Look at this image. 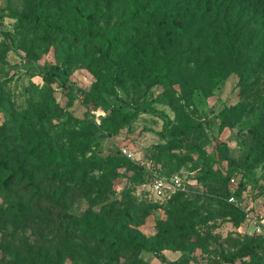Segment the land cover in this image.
<instances>
[{
    "label": "rangeland",
    "instance_id": "rangeland-1",
    "mask_svg": "<svg viewBox=\"0 0 264 264\" xmlns=\"http://www.w3.org/2000/svg\"><path fill=\"white\" fill-rule=\"evenodd\" d=\"M73 1L0 0V141L2 128L17 136L26 109L41 117L36 124L30 113L33 124L18 149L30 153L24 166L22 159L12 165L15 184L0 191V205L8 207L0 213V264H257L237 256L264 238V74L249 68L256 54L240 55V72L231 71L227 58L216 86H185V74L206 76L202 59L210 56L213 31L202 30L204 38L185 53L191 38L185 36V20L191 22L194 5L185 11V0H138L150 5L143 17L124 26L122 76L115 81L100 44L81 37L82 23L70 11ZM39 8L57 21L56 31L19 18ZM86 8L94 11L95 26L109 29L131 12L129 0H86ZM257 10L264 13V7ZM162 63L167 81L150 84ZM56 68L75 93L97 86L118 110L83 104L49 74ZM132 105L142 109L131 113ZM34 145L40 148L32 151ZM158 147L169 152L152 156ZM111 157L140 164L144 174L110 167L111 162L93 170L91 163ZM77 162H87L86 170L74 169ZM208 166L222 178H214ZM155 179L163 181L164 195L156 193ZM36 185L72 213L145 242L166 261L151 250L107 251L87 240L82 227L61 222L62 213L50 211L46 201L32 206ZM219 199L238 206L243 217L222 216ZM42 215L58 225L57 232L36 234Z\"/></svg>",
    "mask_w": 264,
    "mask_h": 264
},
{
    "label": "trees",
    "instance_id": "trees-1",
    "mask_svg": "<svg viewBox=\"0 0 264 264\" xmlns=\"http://www.w3.org/2000/svg\"><path fill=\"white\" fill-rule=\"evenodd\" d=\"M152 3V1H151ZM194 5L193 12L189 17L191 22L185 20V36L190 35L187 41V47L185 48V53L189 51L193 42L199 38H204L205 34L200 35L201 31L209 32L213 31L215 36V41H211L210 56L206 55L205 59V71H207L206 76L203 79L192 78L189 79L185 74V86L190 85L193 88H200L202 84H210L211 86H216L224 78L223 66L226 65V59H230L231 71L240 72L242 69L237 64V60L244 52H252L256 54L253 56L250 67H254L255 71L262 69L264 74V13H260L257 10L258 7H264V0H185V11L190 5ZM201 4V8L199 6ZM150 3L147 1L139 2L138 0H129L130 13L122 19L123 21L119 26L109 29L108 26L99 28L94 24V11L88 10L86 8V0H74L71 4V12L76 19V21L82 23L81 37L90 42H95L100 44L101 58L108 64L110 75L115 80L118 81L122 76L121 62H120V49L122 47V39L124 35V26L127 24H132L135 19H139L146 14V8ZM19 18L25 22L35 21L36 23H42L45 29L49 31H56L57 21H50L45 15H43L41 8L32 11L27 9L25 13H21ZM200 19L203 24H200L198 20ZM203 19H207L205 23ZM209 18V19H208ZM195 23V24H194ZM123 26V27H122ZM195 26V27H194ZM173 29H176L172 25ZM194 31V33H193ZM193 33V34H192ZM247 43L248 47H244L242 44ZM212 57H214V62L212 63ZM227 66V65H226ZM212 68V69H211ZM188 68L185 66V72ZM50 75L57 76L63 86H66L68 93L72 96L78 97L83 104L91 105L93 107H100L105 111L114 113L118 110V107H111L104 99L102 91L99 87L95 86L90 89H82L78 87L74 91V85L67 79L60 75L58 68L50 70ZM159 81H167V67L165 63H162L159 69L156 71V76L152 78L150 84L157 83ZM212 82V83H209ZM124 104L127 102L121 99ZM130 106V105H128ZM133 108V109H132ZM138 105L131 106V113L139 111ZM21 119L16 128L17 136L12 137L7 133L5 128L1 129L2 140L0 141V191H8V182L15 184L14 179L18 176L17 171L12 169V165L22 159V165H25L26 152L25 149L20 148L19 145L23 144L25 137L28 135L26 128L33 124L30 119L32 113L37 119L36 124H40V115L36 114V111L31 109H26L21 112ZM17 139V140H16ZM16 140V141H15ZM40 148V145H34L31 149L36 151ZM50 148V147H49ZM219 152V160L223 157L222 145L217 147ZM167 147H158L152 152V156L159 157L168 153ZM16 158L14 161L13 159ZM57 162L61 159L55 157ZM105 162H111L110 167H122L126 171H132L134 174H144L143 167L131 161L126 157H111L102 161H95L92 164L93 170L104 168ZM19 164V163H18ZM20 165V164H19ZM74 169L86 170L87 162H77L73 163ZM48 165H46L47 167ZM45 167V166H43ZM209 173L213 175L214 178H222V175L214 171L210 166L207 167ZM85 173V172H84ZM30 178V177H29ZM142 183H148L141 178ZM35 196L37 199L32 203V206L39 207L41 203L47 204L48 209L52 212L62 213L61 222H65L78 227H82V235L86 237L87 240L93 241L98 245L102 246L105 250H120L121 248H126L130 251H140V250H151L154 251L155 256L161 261H166L163 253L157 249H153L150 245L143 241H137L129 236H120L117 232L108 229L106 225L96 223L94 221L88 220L85 216L76 215L72 213L69 206L65 203H59L48 197L47 194L40 192V187L36 185L35 191L31 195ZM44 200V201H43ZM219 211L224 217L236 216V218H242L243 212L238 206H234L232 203H228L224 199L218 200ZM8 207L0 205V213L6 212ZM36 234L42 235L44 229H50L57 232L56 228L58 225L48 215H42L39 217L38 221L35 223ZM73 231V230H72ZM264 238L252 241V243L246 247V250L242 251L239 255L240 257H248L249 259H254L257 264H264ZM234 258L231 259L233 261ZM180 261H173L170 264H178Z\"/></svg>",
    "mask_w": 264,
    "mask_h": 264
},
{
    "label": "built area",
    "instance_id": "built-area-1",
    "mask_svg": "<svg viewBox=\"0 0 264 264\" xmlns=\"http://www.w3.org/2000/svg\"><path fill=\"white\" fill-rule=\"evenodd\" d=\"M125 154L127 157H131V153H128L125 151ZM153 187H154L157 194L164 195L166 190H165L164 183L162 180L155 179ZM230 200H233V197H231ZM263 254H264V251H263Z\"/></svg>",
    "mask_w": 264,
    "mask_h": 264
}]
</instances>
